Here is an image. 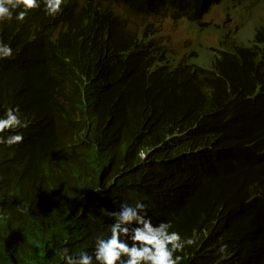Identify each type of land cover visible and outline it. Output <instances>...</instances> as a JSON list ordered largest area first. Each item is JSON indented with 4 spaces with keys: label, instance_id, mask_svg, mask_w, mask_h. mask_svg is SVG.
Instances as JSON below:
<instances>
[{
    "label": "trees",
    "instance_id": "16d2710c",
    "mask_svg": "<svg viewBox=\"0 0 264 264\" xmlns=\"http://www.w3.org/2000/svg\"><path fill=\"white\" fill-rule=\"evenodd\" d=\"M108 1L132 13L169 9L191 17L219 0ZM216 52L207 70L194 64L171 72V105L151 104L138 115V101L108 99L111 128L94 123L89 141L59 153L63 162L41 153L64 182L39 187L28 200L1 193L0 264H65V248L98 264L96 243L111 236L113 214L137 202L154 227L170 223L183 240L195 231L196 243L175 253L181 264H264V20L248 37L239 28L222 32ZM66 76L72 94L80 93ZM155 145L140 167L139 151Z\"/></svg>",
    "mask_w": 264,
    "mask_h": 264
},
{
    "label": "clouds",
    "instance_id": "9594fccd",
    "mask_svg": "<svg viewBox=\"0 0 264 264\" xmlns=\"http://www.w3.org/2000/svg\"><path fill=\"white\" fill-rule=\"evenodd\" d=\"M227 1L219 0L209 10ZM203 15L188 17L169 9L156 15L132 13L108 0H0V215L1 193L18 191L28 200L39 187L64 182L63 174L53 175L52 159H41V153L63 162L66 157L59 153L83 138L89 141L94 123L111 128L104 110L108 99L138 101V115L151 104L171 105L172 71L194 64L211 68L222 32L239 28L248 37L261 23L219 26L212 51L205 45L192 47L193 33L192 42L184 44L185 33L167 23L168 18L199 22ZM67 73L80 93L72 94ZM157 146L139 151L140 167ZM145 207L124 204L113 214L111 236L96 243L98 264H181L183 257L175 253L196 243L195 231L183 240L169 232L170 223L154 227L140 214ZM121 236L132 241L131 247ZM63 253L65 264H93L87 252L74 257L65 248Z\"/></svg>",
    "mask_w": 264,
    "mask_h": 264
},
{
    "label": "rangeland",
    "instance_id": "374dc122",
    "mask_svg": "<svg viewBox=\"0 0 264 264\" xmlns=\"http://www.w3.org/2000/svg\"><path fill=\"white\" fill-rule=\"evenodd\" d=\"M264 20V0H228L213 6L199 22L187 18H168V25L178 28L185 33L186 42H192L191 33L194 34L192 47L205 45L211 48L216 45V35L219 26L229 28L235 23L244 21L245 26L256 25ZM259 21V22H258ZM191 24H195L191 27Z\"/></svg>",
    "mask_w": 264,
    "mask_h": 264
}]
</instances>
